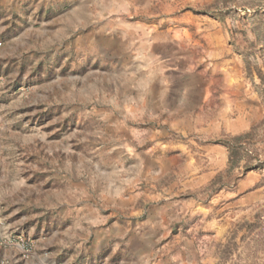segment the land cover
Returning a JSON list of instances; mask_svg holds the SVG:
<instances>
[{
	"label": "rangeland",
	"instance_id": "obj_1",
	"mask_svg": "<svg viewBox=\"0 0 264 264\" xmlns=\"http://www.w3.org/2000/svg\"><path fill=\"white\" fill-rule=\"evenodd\" d=\"M0 238V264H264V0H0Z\"/></svg>",
	"mask_w": 264,
	"mask_h": 264
},
{
	"label": "trees",
	"instance_id": "obj_2",
	"mask_svg": "<svg viewBox=\"0 0 264 264\" xmlns=\"http://www.w3.org/2000/svg\"><path fill=\"white\" fill-rule=\"evenodd\" d=\"M249 136V133L235 136L227 141V147L229 149V159L232 167L237 166L241 159V150H244L242 146V139Z\"/></svg>",
	"mask_w": 264,
	"mask_h": 264
},
{
	"label": "built area",
	"instance_id": "obj_3",
	"mask_svg": "<svg viewBox=\"0 0 264 264\" xmlns=\"http://www.w3.org/2000/svg\"><path fill=\"white\" fill-rule=\"evenodd\" d=\"M8 244H9L8 240H6L4 238H0V246H7ZM25 252L30 253L31 252L30 248L27 247Z\"/></svg>",
	"mask_w": 264,
	"mask_h": 264
}]
</instances>
